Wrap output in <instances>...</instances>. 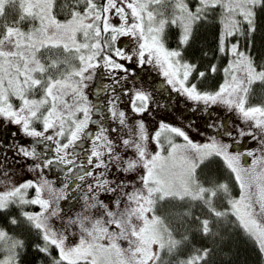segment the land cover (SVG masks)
I'll use <instances>...</instances> for the list:
<instances>
[{"label": "rangeland", "instance_id": "374dc122", "mask_svg": "<svg viewBox=\"0 0 264 264\" xmlns=\"http://www.w3.org/2000/svg\"><path fill=\"white\" fill-rule=\"evenodd\" d=\"M53 1L20 0L35 20L16 23L0 38V207L23 202L26 216L68 262L153 264L166 234L155 202L192 195L199 163L215 153L241 188L228 210L264 255V108L246 102L249 85L262 74L250 56L234 41L222 86L199 92L189 83L192 63L164 36L166 24L177 21L182 41L188 39L200 8H193L195 0H108L105 26L118 42L117 67L109 55L98 61L83 50L88 40L81 33L98 14L59 20ZM196 1L223 7L225 48L227 31L252 20L261 0ZM47 44L74 47L81 59L33 97L26 92L43 68L37 51ZM94 45L102 48L101 41ZM92 117L109 122L94 125ZM84 134L88 141L79 142ZM86 153L94 162L69 196L66 185L77 171L63 175L52 163L72 161L78 170ZM5 235L0 231V239ZM3 248L8 253L0 264H17L11 241Z\"/></svg>", "mask_w": 264, "mask_h": 264}, {"label": "trees", "instance_id": "16d2710c", "mask_svg": "<svg viewBox=\"0 0 264 264\" xmlns=\"http://www.w3.org/2000/svg\"><path fill=\"white\" fill-rule=\"evenodd\" d=\"M192 3L193 8H200L188 39L182 41V27L177 21L168 22L164 33L167 46L179 51L181 58L193 65L189 83L199 92L219 90L224 80L223 69L230 60V46L237 41L239 48L250 56L254 69L262 74L249 85L247 105L264 108V0L256 5L252 20L243 21L231 32L227 31L225 48L222 43L223 7L218 4L202 8L196 0ZM107 6L108 0H54L53 12L59 20H67L81 12L98 14L86 27L87 32L81 33L80 39L88 40L83 50L86 55L96 54L98 61L109 55V64L117 67L119 47L113 36L114 29L105 26ZM127 15L125 13V18ZM34 20L20 0H7L0 9V38L16 23L27 27ZM98 41L102 42V48L94 45ZM74 49L58 44L39 48L37 56L43 68L38 72L37 82L26 93L33 97L43 95L51 81L78 66L81 58L79 50ZM98 102L94 97L95 113L99 111ZM110 120L117 125L114 119ZM100 121L109 122L100 117L93 124ZM196 175L197 184L192 191L197 194L169 196L155 202L156 216L165 225L166 234L153 264H264L260 246L228 210L229 202L239 196L241 188L226 161L219 154L208 155L199 163ZM29 192L33 194L32 190ZM36 205L32 206L35 210L39 207ZM25 209L28 208L18 198L0 207V231L6 233L0 239V261L8 253L3 245L9 240L12 250L17 251L16 258L12 257L17 264H92L62 259L58 246L26 216Z\"/></svg>", "mask_w": 264, "mask_h": 264}, {"label": "flooded vegetation", "instance_id": "af4514ba", "mask_svg": "<svg viewBox=\"0 0 264 264\" xmlns=\"http://www.w3.org/2000/svg\"><path fill=\"white\" fill-rule=\"evenodd\" d=\"M91 120L92 121H97V120H94L93 117L91 118ZM88 132L92 133L93 131H91V129H90V130H88ZM86 141H88V137L86 136V134H84V136L79 139V142H86ZM75 143H76V141H75ZM75 148H77V143H76ZM35 150H36V152H38V148H36ZM45 151H47V150L45 149ZM85 152H87V150H85ZM80 159L81 160L86 159L87 163L81 162V166H80V168L78 170L73 168V166H71V164H73L72 161L70 162V164H62V165H56V164H53L51 162L52 166L54 168H56V171L62 173L63 175L66 174V173L70 174L71 172L73 174V173H75V171H77V174H75L73 179L71 181H69L68 184L66 185L67 190L69 189V191H68V195L69 196H75L76 195L77 190H79V185H81L82 182L85 180L89 169L92 167L90 163L94 162L93 158L91 156H89L88 153L84 154ZM43 160L44 159L41 158V161H43Z\"/></svg>", "mask_w": 264, "mask_h": 264}]
</instances>
